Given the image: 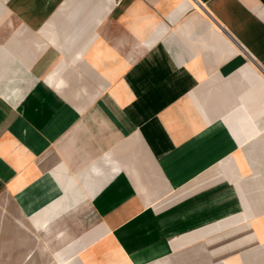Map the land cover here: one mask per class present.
Segmentation results:
<instances>
[{"label":"crops","instance_id":"crops-1","mask_svg":"<svg viewBox=\"0 0 264 264\" xmlns=\"http://www.w3.org/2000/svg\"><path fill=\"white\" fill-rule=\"evenodd\" d=\"M0 264H264V0H0Z\"/></svg>","mask_w":264,"mask_h":264},{"label":"bare ground","instance_id":"bare-ground-1","mask_svg":"<svg viewBox=\"0 0 264 264\" xmlns=\"http://www.w3.org/2000/svg\"><path fill=\"white\" fill-rule=\"evenodd\" d=\"M11 23V22H10ZM12 24V23H11ZM10 25V24H9Z\"/></svg>","mask_w":264,"mask_h":264}]
</instances>
